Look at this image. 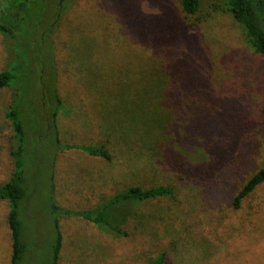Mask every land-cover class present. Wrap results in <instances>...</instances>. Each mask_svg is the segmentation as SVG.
Masks as SVG:
<instances>
[{
    "label": "rangeland",
    "instance_id": "374dc122",
    "mask_svg": "<svg viewBox=\"0 0 264 264\" xmlns=\"http://www.w3.org/2000/svg\"><path fill=\"white\" fill-rule=\"evenodd\" d=\"M226 2L202 0L191 17L181 0H45L42 29L53 24V95L62 101L56 131L61 144L73 147L63 151L40 112L39 80L31 72L21 77L24 71L15 69L7 48L17 47L0 33V72L16 77L11 88L0 90V187L15 173L11 107L25 122L33 187L19 210L28 245L21 264H55L56 218L63 238L57 264H156L161 255L164 264H264V183L242 201L233 223L219 225L209 236L192 233L193 202L203 184L199 176L210 157L183 141L185 110L218 111L214 119L194 117L186 126L207 137L218 122L222 134L233 127L227 105L234 98L237 109H247L256 121L236 155L235 185L264 165V56L251 48ZM4 6L0 0V13ZM117 12L127 13V20ZM131 19L141 20L134 26ZM176 29L196 34L187 35L191 55L185 44H171ZM26 41L16 45L29 48ZM101 144L111 161L79 150ZM135 187H171L175 195L110 206L107 219L124 236L55 213V206L90 211ZM10 211V202L0 201V264L12 262Z\"/></svg>",
    "mask_w": 264,
    "mask_h": 264
},
{
    "label": "trees",
    "instance_id": "16d2710c",
    "mask_svg": "<svg viewBox=\"0 0 264 264\" xmlns=\"http://www.w3.org/2000/svg\"><path fill=\"white\" fill-rule=\"evenodd\" d=\"M3 1L5 6L0 13V33L4 37H7L8 40L11 39L10 43H13L14 47H17V50L16 48L12 50V48L7 46L11 50L8 51L13 54V61L18 65L15 69L22 68L24 72L19 70L22 74L21 77L31 72L36 76L34 78L39 80V86L42 89L40 97L42 111L40 112L45 115L49 132H51L55 142L59 146V151L72 149L73 147L61 144L56 131L57 114L62 110V101L58 97L57 92L53 95V92H55L54 87L56 86V66L51 41L53 24L50 26L46 25V28L42 29L45 0ZM201 2L202 0H181L184 14L191 17L198 15ZM226 5L232 18L244 28L247 40L252 46L251 48L257 54L264 56V0H227ZM33 9L38 11L35 13L34 19L32 17ZM117 14L124 15V19L127 20V13L117 12ZM59 18L60 14L58 13L55 21H58ZM130 21L136 26L137 22L133 23V19ZM179 30H175L171 44L174 42L185 44L188 47V55H191L194 49L190 46L191 40L187 35L194 36L196 34H185ZM22 31L27 41L25 39L20 40L23 37L21 34ZM17 40L20 45L23 44V41L28 42L29 48L21 49V46H17ZM187 58L188 56L185 61L188 60ZM15 79L16 77L13 71H1L0 90L11 88ZM212 99L216 101V98ZM217 100H219L218 96ZM228 104L227 106L229 108L227 109V113L229 117L232 116V129L228 132L218 134L222 126L216 122V127L212 129V132H208L207 137H199L197 134L190 133L191 130L187 128L186 123L194 120V117L202 119L203 115H208L209 120L214 119L218 111L212 112L207 110V108L204 110L201 107L191 106V108L184 112L185 136L183 141L191 143L192 147L203 148L210 157L208 165L201 170L199 180L203 181V184L193 202L192 212L194 215V224L192 226V233L196 236H209L214 233L215 228L219 225L233 223L242 201L251 195L258 186L264 183L263 165L256 173L247 178L241 186L238 187L235 185L233 171L236 155L245 134L248 131H253L256 121L248 117L250 115H248L247 109L245 111L237 109V103L234 98ZM220 105L221 103L216 105V107L219 108ZM12 108L7 113V118L11 122L17 144L11 150V156L15 164V173L9 182L0 187V201L8 200L11 204V211L9 213V226L13 241L11 264H21L25 259L28 245L22 239L23 228L19 210L20 207L23 208L24 202H28L31 199L33 187L29 184L30 176L26 169L28 163L25 159L27 141V133L24 130L25 122L19 118L18 113H14V109ZM221 114L223 115V112H220ZM74 149L76 148L74 147ZM79 150L95 159L100 158L106 161H111L112 159L105 144L81 146ZM53 179L54 177L52 175V188H54ZM174 195V189L171 187H158L149 190L135 187L116 195L103 206L90 211H61L56 206L54 208L55 213L56 211H60V215H65L70 218H80L91 224L107 228L115 234L124 236L125 233L121 229L111 225L107 219L106 214L110 206L131 200L144 202L163 197L173 198ZM58 222L57 218L53 221L56 231V245L54 247L55 264L59 261L63 242ZM165 261L166 258L161 255L156 264H164Z\"/></svg>",
    "mask_w": 264,
    "mask_h": 264
}]
</instances>
